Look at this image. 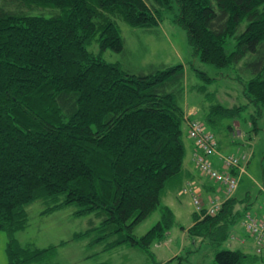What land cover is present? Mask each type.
I'll list each match as a JSON object with an SVG mask.
<instances>
[{
	"label": "trees",
	"instance_id": "trees-1",
	"mask_svg": "<svg viewBox=\"0 0 264 264\" xmlns=\"http://www.w3.org/2000/svg\"><path fill=\"white\" fill-rule=\"evenodd\" d=\"M166 15L186 29L205 63L226 67L252 57L245 95L257 105V129L264 107V0H0V230L10 236L7 264L41 263L56 247L32 248L14 237L28 225L26 206L38 199L55 201L42 213L75 203L77 215L93 214L90 228L74 237L99 233L87 242L102 244L96 252L128 244L153 256L152 244L180 224L163 200L183 187L191 118L176 94L184 65L149 62L136 69L105 58L109 49L126 50L119 20L155 31ZM96 36L99 51H92ZM243 109L214 102L204 120L198 118L218 150L215 129L241 135L235 119ZM228 118L234 120L226 125ZM219 161L214 168L228 172ZM249 194L225 198L215 212L208 210L212 194L200 208L190 199L193 224L180 226L194 245L215 248L206 264L254 258L221 247L241 240L234 230L241 220L247 230ZM158 210V221L137 235V226ZM254 252L264 261V243ZM174 260L185 264L186 257L179 253Z\"/></svg>",
	"mask_w": 264,
	"mask_h": 264
},
{
	"label": "rangeland",
	"instance_id": "rangeland-1",
	"mask_svg": "<svg viewBox=\"0 0 264 264\" xmlns=\"http://www.w3.org/2000/svg\"><path fill=\"white\" fill-rule=\"evenodd\" d=\"M123 36L126 41V50L123 53H117L109 49L105 58L108 60L122 59L133 65L136 69L147 66L149 62H155L159 65H172L182 63L185 68V78L182 84V90L177 92L179 102L188 109L196 111V116L204 120V114L207 113L213 103L220 102L224 106L233 107L244 105L235 119L242 129L241 135L233 137L230 130L215 129L220 150L225 153L241 154L239 151L251 153L250 162L243 180H251V184L241 194H256L258 188L255 181H264V107L262 115L257 118V129L252 124L253 116L257 115V105L251 103L245 95V84L251 77L247 62L252 58L246 56L237 64L226 67H217L213 64L205 63L200 56L194 53L193 47L188 40L186 29L173 20L171 15H166L160 26L155 31H149L143 27L130 26L123 20H119ZM98 36L89 44V49L99 51ZM212 105V106H211ZM191 112V113H192ZM234 119H226V125L232 123ZM251 123V124H250ZM224 139V141H223ZM223 141V143H222ZM189 140L185 139L186 148ZM222 143V145H221ZM188 149V148H187ZM238 152V153H235ZM201 171V170H200ZM226 187L221 185V195ZM174 194V192H173ZM63 197V196H62ZM182 201L183 212L179 218L181 225L186 227L193 221L192 204L186 194ZM165 199L163 200V202ZM54 200L38 199L26 206L29 220L26 228L16 231L14 237L25 246L32 248H43L50 245H56L51 253L46 252L45 259L41 263L47 264H95V263H122V264H176L177 260H169L175 256V253L186 257L185 264H206L212 261L215 254V248L209 242H199L193 244V239L186 230H183L180 224L175 225L167 239L166 243H154L152 249L154 255L144 252L142 249L131 247L128 244H122L112 249H102L96 252L101 243L89 244L87 242L97 238L99 233L94 231L91 234H82L74 237L76 233H83L91 226V219L95 220L93 214L77 215L75 213L76 204L70 203L54 209L48 213H42V210L54 204ZM176 211L179 207L175 205ZM159 210L154 212L148 219L139 224L136 228L137 235L147 232L159 218ZM237 233L246 235V229L242 220L236 225ZM10 236L6 230H0V264L8 263V241ZM97 240V239H96ZM106 243L110 239H104ZM61 241H64L61 244ZM237 239H228L221 247L232 249H241L251 254L253 259L242 264H264L254 249H245L240 246Z\"/></svg>",
	"mask_w": 264,
	"mask_h": 264
},
{
	"label": "built area",
	"instance_id": "built-area-1",
	"mask_svg": "<svg viewBox=\"0 0 264 264\" xmlns=\"http://www.w3.org/2000/svg\"><path fill=\"white\" fill-rule=\"evenodd\" d=\"M189 136L195 141L196 152H195V163L196 165L203 171L208 174L211 178L216 180H221L225 184L224 196H212L210 197V204H208V210L210 212H215L221 206L222 200L230 197L235 191L238 181L239 174H233L229 172H219L214 168L212 161L210 160V156L213 154H219L221 160L223 161V165L227 169H231L233 167L239 168L241 159H245L246 155H242L241 157L235 155H222L217 150L216 138L214 134L206 128L204 123L199 121L198 119H191L190 121V130ZM242 171V169H241ZM183 191H189L192 194L193 202L196 204L198 208H200L202 204V198L195 194L191 187H184ZM202 204V205H201ZM246 228L255 238L257 247L262 248V244L264 243V215L263 216H254L251 213L247 214L246 219Z\"/></svg>",
	"mask_w": 264,
	"mask_h": 264
},
{
	"label": "crops",
	"instance_id": "crops-1",
	"mask_svg": "<svg viewBox=\"0 0 264 264\" xmlns=\"http://www.w3.org/2000/svg\"><path fill=\"white\" fill-rule=\"evenodd\" d=\"M185 111H186L187 115L189 114L188 115L189 117H192L191 114L196 113V111H194V112L188 111L187 108L185 109ZM185 125L188 127V122H186ZM186 134H187V131H186ZM186 137L189 140V142H188V146H187L188 149L186 148V157H185V162H184V167H183V182H182L183 185L187 182H190L196 188L198 193L200 195H202V197H206V196H209L211 194L217 193L218 189L221 188V184L216 183L214 180H211L207 175L201 173L198 170V168L195 166V163L193 160L194 143L188 136H186ZM242 151H239V152H242ZM235 153H238V152H235ZM211 158L217 167L221 166V163L217 157L214 156ZM250 158H251V153L248 154V159H247V162L245 164L246 169L243 170V175L247 171V166L250 162ZM254 183L258 188V192L256 194H249L250 197H248V201L246 202L245 206L249 205V210L253 214L262 215V214H264V181H255L254 180ZM250 184H251V180H248V181H246V179L243 180V176H242L240 184H239L238 188L236 189L234 195L238 198H241V199H244V198L247 199V195H248L247 192H246V194H244L242 196H241V194ZM184 195H186V193L182 192V190H179V191L176 190V192H174V194H173V191H169V193L166 195V197H164L165 202L168 205H170V207L173 209L175 216H176V220L178 222H179V218L183 212L181 205L183 204L182 201L185 199ZM175 205H177L179 207V212L176 211L177 209H176ZM192 224H193V221H191L187 227L191 226ZM185 230H187V228ZM236 235H238L241 238V240L238 241V243L240 244L241 247H243L245 249H254V251H255L254 241L248 235L247 232H246V235H241V234L236 232ZM170 240H171L170 238L165 239V240L159 242V244L160 243H166L167 244V241H170ZM175 254H177V253H175Z\"/></svg>",
	"mask_w": 264,
	"mask_h": 264
}]
</instances>
